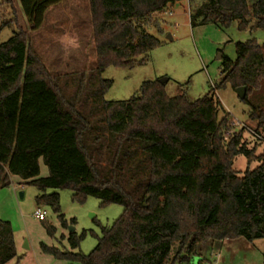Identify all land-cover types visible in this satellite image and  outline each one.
Wrapping results in <instances>:
<instances>
[{
	"label": "trees",
	"instance_id": "obj_1",
	"mask_svg": "<svg viewBox=\"0 0 264 264\" xmlns=\"http://www.w3.org/2000/svg\"><path fill=\"white\" fill-rule=\"evenodd\" d=\"M63 1L19 0L30 31ZM180 1L89 0L97 54L89 73L52 76L21 29L0 44V190L17 177L36 188L38 208L56 214L64 189L75 202L123 207L88 255L42 245L44 253L78 264H184L209 242L264 240V149L256 146L264 131V44L237 43L236 59L222 61L220 83L198 100L170 97L159 81H147L130 100L104 101L112 81L101 74L144 65L160 45L147 27L162 34L155 16ZM200 1L192 25L264 30V0ZM227 82L246 89L255 133L237 130L225 112L216 92ZM240 156L257 167L240 176ZM41 160L47 178H40ZM85 236L71 233L70 247ZM21 259L11 224L0 220V264Z\"/></svg>",
	"mask_w": 264,
	"mask_h": 264
},
{
	"label": "rangeland",
	"instance_id": "obj_2",
	"mask_svg": "<svg viewBox=\"0 0 264 264\" xmlns=\"http://www.w3.org/2000/svg\"><path fill=\"white\" fill-rule=\"evenodd\" d=\"M200 2L182 0L165 13L155 16L161 23L163 33L158 34L152 24L147 29L160 45L150 52L144 65L133 69L109 66L100 77L112 81L104 101L130 100L144 82L163 80L170 97L184 94L191 101L198 100L220 83L222 61L224 58L236 59L237 43L254 39L258 44H264V30H252L251 27L240 30L238 22L227 29L213 24L192 25L191 14ZM19 29L27 33L32 52L52 76H73L96 69L97 54L89 0H64L50 8L42 28L37 32L30 31L19 0H0V44L8 42ZM216 94L237 130L256 132L257 122L249 117L252 107L240 100L231 83L227 82ZM261 104L264 110V101ZM258 136L261 143L256 146L258 153H261L264 149V131L260 130ZM251 140L248 137L250 147H253L255 144ZM256 167V163L249 165L242 156L234 162V169L240 176ZM40 169V178H47L49 172L42 160ZM11 180L12 186L0 190V220L12 226L17 256L22 258L18 264H78L44 253L42 245L61 253L88 255L97 246L103 228L111 227L123 213L122 206H102L100 200L91 197L81 203L75 202L73 192L64 189L57 192L61 213L56 214L44 207L46 221L40 222L33 216L38 208L35 203L38 195L36 188L22 184L17 177ZM10 190L12 195L8 193ZM19 193H24L23 199ZM60 215L68 227L62 226ZM72 220H75L74 225H71ZM49 226L54 228L53 235L47 231ZM84 231L85 238L79 248L73 250L68 241L69 235L74 232L80 236ZM200 255V258L193 257L184 264H198L201 259L204 264H264V240L250 243L239 238L209 242L202 246ZM16 262L14 260L8 264Z\"/></svg>",
	"mask_w": 264,
	"mask_h": 264
},
{
	"label": "built area",
	"instance_id": "obj_3",
	"mask_svg": "<svg viewBox=\"0 0 264 264\" xmlns=\"http://www.w3.org/2000/svg\"><path fill=\"white\" fill-rule=\"evenodd\" d=\"M188 1V0H186ZM35 219H37L40 222H45L46 221V212L44 211L43 208H37L35 211L34 215Z\"/></svg>",
	"mask_w": 264,
	"mask_h": 264
},
{
	"label": "water",
	"instance_id": "obj_4",
	"mask_svg": "<svg viewBox=\"0 0 264 264\" xmlns=\"http://www.w3.org/2000/svg\"><path fill=\"white\" fill-rule=\"evenodd\" d=\"M168 38H170V36H168ZM164 80L160 81V84H164ZM237 95L240 98V100H244L246 97V89L244 87L238 88L236 89ZM19 197L22 199L23 198V194L19 193Z\"/></svg>",
	"mask_w": 264,
	"mask_h": 264
},
{
	"label": "crops",
	"instance_id": "obj_5",
	"mask_svg": "<svg viewBox=\"0 0 264 264\" xmlns=\"http://www.w3.org/2000/svg\"><path fill=\"white\" fill-rule=\"evenodd\" d=\"M8 193H10V195H12V192H11V190L8 192ZM23 194V197H24V193H22ZM23 199V198H22ZM17 245V244H16Z\"/></svg>",
	"mask_w": 264,
	"mask_h": 264
}]
</instances>
